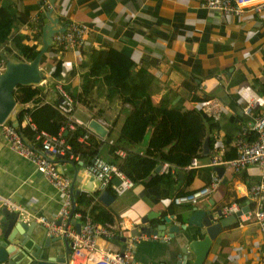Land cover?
I'll return each mask as SVG.
<instances>
[{"label":"crops","instance_id":"0c3cea01","mask_svg":"<svg viewBox=\"0 0 264 264\" xmlns=\"http://www.w3.org/2000/svg\"><path fill=\"white\" fill-rule=\"evenodd\" d=\"M1 7L12 17V34L20 37V45H28L36 50L41 46L40 14L48 7H52L63 25L75 20L88 26L80 45L64 49L51 45L43 54L41 67L45 78L38 97L41 102L57 101L54 88L57 82L70 95L78 92L81 74L86 68L87 53L91 49L111 47L127 56L136 67L143 66L149 77L160 85L161 93H168L169 104L178 111L196 108L200 101L207 98H215L221 103L224 111L216 120L219 128L215 135L217 146L223 153L224 135L232 134L239 123L251 118V114L243 112L245 103L237 89L248 87L256 95L264 97V16L253 8L244 7L238 12L223 13L201 6V0H0ZM6 45L12 53L18 54L13 42L7 40ZM3 46L4 43H0V51ZM56 62L60 63L61 70L53 77L51 71ZM90 98L89 107L74 101L72 118L80 121L85 128L89 119H96L104 125L107 129L104 137L86 130L99 142H106L99 146L97 156L109 162L111 156L107 145L119 129L123 112L102 96L96 97L92 93ZM31 105L30 101L16 103L15 108L18 111ZM123 107L128 108L126 105ZM114 118L109 132V123ZM144 142L136 150L141 152ZM229 146H232V141ZM211 154L212 149H209L205 156L196 158L197 166L192 167L195 174L188 185L180 182L184 175L181 171L179 182L172 188L164 184L151 187L134 184L121 194L112 195L113 200L108 205L97 199L99 190L94 199L109 211L113 223L108 226L112 238L96 237L97 247L102 252H118L120 240L114 237L125 236L123 245L133 237L124 228L123 216L137 222L152 210L159 217H170L169 224L180 225L184 224V219H181L188 215L192 205L223 209L234 202L238 207L246 204L248 209L252 208L249 187L259 180L258 168L249 165L236 173L224 168L218 176L215 169L205 165ZM59 156L56 158L58 171L69 177L72 190L92 194L81 190L86 178L91 177L84 172L83 167L87 162L79 155H68L65 159ZM211 172L218 177V182L206 195L198 198L194 204L171 202L172 192L177 189L208 186ZM1 198H8L24 208L27 216L21 213L19 216L27 223H33L34 234H43L45 230L30 215L53 218L62 200L59 192L27 160L9 150L0 132ZM240 198L246 200L238 202ZM67 217L65 221L68 222ZM72 217L75 222H81L78 213L73 212ZM182 227L172 238L166 234L155 239L141 235L133 242L132 258L139 264L191 263V253L184 262L175 257L183 241L182 235L188 232V227ZM49 249L62 250L61 239L52 243ZM70 264L93 263L91 260L79 263L72 260ZM201 264H264V238L257 225L249 221L240 223L238 216L235 224L222 228L211 240Z\"/></svg>","mask_w":264,"mask_h":264},{"label":"trees","instance_id":"16d2710c","mask_svg":"<svg viewBox=\"0 0 264 264\" xmlns=\"http://www.w3.org/2000/svg\"><path fill=\"white\" fill-rule=\"evenodd\" d=\"M7 40L15 44L18 54L10 51L6 45ZM0 43H4L3 52L18 60L29 61L37 52L28 45H20V37L12 34V17L2 7L0 8ZM60 70V63L56 62L51 76L56 77ZM159 86L149 77L143 66L136 67L124 54L111 47H105L91 49L87 53L86 68L81 74L80 90L71 93L70 96L73 101L89 107L90 95L94 93V96H102L106 102L123 112L119 129L114 139L107 145V151L111 156L109 162L115 164L134 184L145 187L164 184L172 188L179 182L176 171L180 170L184 174L180 182L188 185L195 174V169L188 167L189 161L192 157L205 156L201 154L203 140L206 138L208 149L218 145L214 137L215 131L219 128L218 123L201 112L200 104L205 99L200 101L196 108L180 112L169 104L168 93H161ZM41 91L40 85H17L13 90L16 103L23 104L29 101L32 103L31 107L18 110V131L36 147L39 146L38 140L34 137L36 133L43 130L56 135L60 127L66 123V119L55 108L56 102L40 101L38 97ZM159 93L158 98H154ZM124 105L128 108L123 107ZM25 116L30 118L33 128L28 123L22 124ZM114 122L115 118L109 123V132ZM236 131L237 129L232 131V134L224 135L222 141L225 147L222 153L224 159L235 156L234 148L229 146V143L233 140ZM61 134L69 146V150L59 156L63 159L68 155H79L88 162L92 157L97 156L99 146L106 143L99 142L85 127L79 125L74 129L65 128ZM83 135L85 138L79 140L78 138ZM253 135V132H250L249 136L253 137ZM143 142L142 151L136 150V147ZM117 149L123 151L122 156L116 154ZM164 162L168 164V169L173 168V173L169 170L153 171L157 164ZM105 188L114 196L110 186ZM201 188L203 186L191 190L177 189L172 192L171 202L174 197L190 194ZM98 192L99 190L88 195L83 192L74 194L73 212L79 214L81 221L87 216L92 222L101 225L112 224V215L94 199ZM244 200L246 199L240 198L238 202ZM248 205L251 207L252 204Z\"/></svg>","mask_w":264,"mask_h":264},{"label":"built area","instance_id":"2783aa9c","mask_svg":"<svg viewBox=\"0 0 264 264\" xmlns=\"http://www.w3.org/2000/svg\"><path fill=\"white\" fill-rule=\"evenodd\" d=\"M201 6L223 13L238 12L244 7H250L264 16V0H201ZM87 32L88 26L86 24L69 20L65 24L62 32L53 34L52 45L60 46L63 49L69 46H78L82 43ZM2 69L3 61L0 59V71ZM54 88L58 95L55 108L66 119L65 125L60 127L56 135H51L40 130L34 136L39 142V146L36 147L29 143L20 134L18 129L10 123L4 121L0 124V132L9 150L27 160L41 174L45 181L61 195V205L56 216L53 218H47L43 215L30 216L32 220L37 221L44 227L47 235L64 236L71 242V261L76 260L79 263L91 260L93 264H139L132 259V249L135 239H139L141 236H133L127 240L121 255L118 252H102L97 247L95 240L96 237H110L109 224L101 225L85 217L79 222V231L76 232L72 225L65 221L69 213L70 204L73 201V192L70 189L69 177L59 173L56 158L69 149L61 132L65 128L74 129L76 125H82L80 121L72 118L74 101L70 94L63 88L60 82H57ZM237 93H239L245 103L243 112L245 114H251V118L245 123H241L234 134L232 146L235 151V156L231 159H224L222 149L215 145L205 165L212 169L222 166L234 173L249 165H254L258 168L259 180L249 187V197L253 201V207L240 214L239 219L240 223L248 221L255 223L264 238V97L256 95L248 87H239ZM200 109L203 114L213 120H218L224 111L222 104L215 98L205 99L201 102ZM22 121H24L23 124L28 123L33 128V124L28 116H25ZM250 132H253V137L249 136ZM214 137L217 140V136L214 135ZM84 138L85 135L78 139L83 140ZM115 152L117 155H123V151L120 149H117ZM196 166V158L192 157L188 167L192 168ZM83 168L85 174L91 176L98 182L99 190L110 186L114 194L118 195L134 185L115 164L107 162L99 156L92 157ZM168 168V164L164 162L161 164L159 171L167 172L169 170L170 173L174 172L173 168ZM113 178H116L118 182H111ZM217 182L218 177L211 172L208 186L193 191L190 194L174 197L173 200L177 204H194L198 198L206 195ZM0 204L9 210L17 211L19 214L21 213L24 214L23 216H27L23 207L8 198H1ZM239 208L236 203L232 202L227 204L222 209V212L229 214ZM57 220H60L59 223H57ZM150 237L155 239L156 235H150ZM0 264L5 263L0 262Z\"/></svg>","mask_w":264,"mask_h":264},{"label":"water","instance_id":"95a60500","mask_svg":"<svg viewBox=\"0 0 264 264\" xmlns=\"http://www.w3.org/2000/svg\"><path fill=\"white\" fill-rule=\"evenodd\" d=\"M65 25L53 12L52 7L46 8L40 14V43L34 57L29 61L18 60L8 56L6 52L0 51V59L3 61V69L0 71V124L8 121L12 126L18 129V111L15 108L16 101L13 96V90L17 85H41L45 78V72L41 67L43 54L52 45V36L57 32H62ZM86 128L93 134L104 137L107 129L96 119H89ZM206 138L201 145V154L208 153ZM161 164H157L153 171L158 172ZM60 170V169H59ZM224 167L215 168V173L220 176ZM180 177L182 172L176 171ZM117 183L118 180L113 178ZM72 190V183H70ZM87 190L93 193L99 190L98 182L91 177H87L81 190ZM86 191V192H87ZM74 194L80 192L77 189L72 190ZM97 199L104 205H108L113 200V196L106 190H101ZM247 203V202H246ZM74 202L72 201L68 214L70 222L76 232L79 231V222H75L72 217ZM189 213L184 219V224L170 223V217L160 216L157 212L149 211L141 216L137 222H133L129 217L123 216L124 228L131 236H163L173 237L174 233L182 229V226L188 227V232L182 235L183 241L180 244L179 252L175 254L176 260L188 259L189 253L193 255V261L187 264H201L211 240L221 231L237 222V217L248 210L245 204L238 210L224 214L222 208H200L192 205ZM19 212L9 210L5 206H0V262L5 264H70L71 242L64 236H49L45 233L34 234L33 223H27L19 216ZM180 218V216H179ZM60 220H57L59 223ZM166 224H169L166 226ZM109 238H112L109 237ZM120 240L119 251L121 255L125 242V236H115ZM61 239L63 249L57 252L49 247L55 241ZM136 242V241H134ZM133 259V258H132ZM133 261H135L133 259ZM179 261V262H180ZM136 262V261H135ZM189 262V260H188ZM145 264V263H141Z\"/></svg>","mask_w":264,"mask_h":264}]
</instances>
